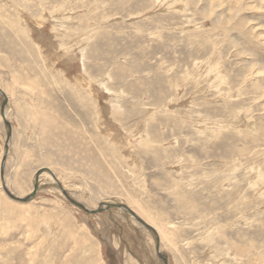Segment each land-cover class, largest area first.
Here are the masks:
<instances>
[{
  "label": "rangeland",
  "instance_id": "374dc122",
  "mask_svg": "<svg viewBox=\"0 0 264 264\" xmlns=\"http://www.w3.org/2000/svg\"><path fill=\"white\" fill-rule=\"evenodd\" d=\"M0 88V264H264V0H0Z\"/></svg>",
  "mask_w": 264,
  "mask_h": 264
},
{
  "label": "water",
  "instance_id": "95a60500",
  "mask_svg": "<svg viewBox=\"0 0 264 264\" xmlns=\"http://www.w3.org/2000/svg\"><path fill=\"white\" fill-rule=\"evenodd\" d=\"M0 92L3 94V92H2V90H1V88H0ZM5 102V101H4ZM4 102H3V104H4ZM9 137H10V132H8V135H7V142H8V139H9ZM46 169H48V168H46ZM37 175H38V173H36V175H35V183H34V186H33V189H32V191H31V193L28 195V196H26L25 198H20V197H18V196H14L12 193H10V192H8V194H9V196L10 197H12L13 199H19V200H23V201H26V200H29V199H31L33 196H34V194L36 193V190H37V185H38V177H37ZM106 207H118V208H120V207H123V208H125V209H127L128 211H130L131 213H133V211L132 210H130L126 205H123V204H115V203H106V204H104ZM86 209V208H85ZM86 210H88V209H86ZM88 211H97V209H93V210H88ZM139 219V218H138ZM139 221L145 226V227H147V228H149L150 230H152L153 232H154V230H155V228H153L151 225H149L148 223H146L144 220H142L141 218L139 219ZM158 247V246H157ZM159 253V252H158Z\"/></svg>",
  "mask_w": 264,
  "mask_h": 264
},
{
  "label": "bare ground",
  "instance_id": "6f19581e",
  "mask_svg": "<svg viewBox=\"0 0 264 264\" xmlns=\"http://www.w3.org/2000/svg\"><path fill=\"white\" fill-rule=\"evenodd\" d=\"M210 84V83H209ZM59 182V181H58ZM123 205H125V204H123ZM134 214V213H133ZM154 228V227H153Z\"/></svg>",
  "mask_w": 264,
  "mask_h": 264
}]
</instances>
